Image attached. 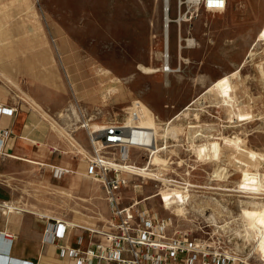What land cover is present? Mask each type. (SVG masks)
Returning a JSON list of instances; mask_svg holds the SVG:
<instances>
[{
	"label": "rangeland",
	"instance_id": "obj_1",
	"mask_svg": "<svg viewBox=\"0 0 264 264\" xmlns=\"http://www.w3.org/2000/svg\"><path fill=\"white\" fill-rule=\"evenodd\" d=\"M168 1L170 71L162 69L163 0H0V84L44 111L56 138L42 163L72 170L56 177L50 167L28 164L17 171L8 179L17 193L11 214L40 228L46 219L26 211L82 226L108 220L100 186L82 175L91 156L88 132L127 118L126 127L136 129L128 142L150 148V173L158 178L153 168L160 167L188 183L185 204H148L162 216L174 210L176 226L192 237L219 240L222 250L249 257L247 264H264V0H226L221 12L179 10L177 0ZM212 86L230 93L228 105L207 94ZM204 143L211 145L192 150ZM127 157L143 167L147 154L130 150ZM155 190L147 182L142 196Z\"/></svg>",
	"mask_w": 264,
	"mask_h": 264
},
{
	"label": "built area",
	"instance_id": "obj_2",
	"mask_svg": "<svg viewBox=\"0 0 264 264\" xmlns=\"http://www.w3.org/2000/svg\"><path fill=\"white\" fill-rule=\"evenodd\" d=\"M218 2L177 0V5L179 10L186 6L188 9L196 7L208 12L224 11L226 0H223V6H218ZM131 108L133 110V103ZM0 113L11 115L12 110L0 109ZM127 117L132 119L135 127L140 125L135 113H129ZM126 119L107 122L96 134L88 132L91 156L86 161L85 176L100 186L109 207L110 218L101 225L92 226H82L62 219H46L43 243L54 249L55 259L63 264H247L249 257L238 258L234 255L235 251L222 250L219 240L206 241L192 237L191 230L180 229L175 221L179 214L174 210L175 214L171 212L169 216H162L148 204L153 198H158L164 209L175 207L177 203L185 204L189 200L188 191L185 190L188 183L163 175L160 167H152L159 173L158 178L127 169L139 170L140 167L136 163H129L127 153L130 150L146 153L144 164H147L150 157L147 149L150 148H146L142 141L128 142L136 129L127 128ZM143 131L152 134V131ZM10 134L8 129L0 131L1 146ZM158 141L152 137L153 146H159ZM104 151L111 153L106 155ZM125 163L126 167L117 165ZM182 174L188 176L189 172ZM147 182L153 183L156 190L152 195L142 196ZM127 190L132 191L134 197L125 198ZM172 191H179L184 200L180 202L178 198L168 197L173 203L167 206L161 193L171 195ZM74 232H79L76 237ZM15 238L12 233L0 232V264H43L38 260L31 262L13 258L10 250Z\"/></svg>",
	"mask_w": 264,
	"mask_h": 264
},
{
	"label": "crops",
	"instance_id": "obj_3",
	"mask_svg": "<svg viewBox=\"0 0 264 264\" xmlns=\"http://www.w3.org/2000/svg\"><path fill=\"white\" fill-rule=\"evenodd\" d=\"M35 103L40 105L39 102ZM0 109L12 110L11 115L0 113V131L8 129L11 133L3 145H0V207L5 208L4 203L10 204L17 197L16 186L8 179L17 176V171L28 169V164L50 167L54 174L56 171L59 172L57 176L70 174L72 170L61 168L63 165L61 163H55V166L42 163L48 154L45 149L53 148V141L56 137L47 133L46 119L43 117L41 107L40 110L35 109L13 89L0 84ZM85 169L82 174L84 177H86ZM26 212L38 215L41 219H56L30 211ZM11 213L8 210L7 212L4 209L0 210L2 216L0 232L4 231L15 235L16 238L12 242L10 250L13 258L31 262L38 260L43 264H63L55 259L54 249L51 246H45L43 243V231L46 222L42 228L34 223L31 226V221L27 216ZM31 227H33L32 230ZM25 246H29L31 252L26 250L25 254L22 253ZM20 251L22 257L12 255L13 252L19 253ZM35 251H37L36 256H34Z\"/></svg>",
	"mask_w": 264,
	"mask_h": 264
},
{
	"label": "bare ground",
	"instance_id": "obj_4",
	"mask_svg": "<svg viewBox=\"0 0 264 264\" xmlns=\"http://www.w3.org/2000/svg\"><path fill=\"white\" fill-rule=\"evenodd\" d=\"M169 3V1L168 0H163V6H164V10H163V12H164V14H163V16H164V30H163V36H164V39H165V44H166V52L161 56L162 57V59H163V65H162V69H163V67H165L166 68V71H170L171 69H170V67H169V64H168V59H169V56H168V42H169V24L171 23V20L169 19V16H168V4ZM188 43H190L189 41H187ZM138 67H140L139 69H141V70H143L145 73H147V74H151V73H155V72H157L158 71V69H151V68H144V67H142V66H138ZM161 69V70H162ZM259 70V69H258ZM262 70V69H261ZM262 72H263V70H262ZM261 76V75H260ZM262 79H263V77H262ZM227 82L228 84H229V81H228V77H226L224 80H222V82ZM219 84V83H218ZM210 93H214L218 98H219V100H220V102L221 103H223V104H225V105H228L229 104V102L232 100V97L230 96V93L228 94V95H226V93L223 91V89L221 88V87H218V86H212V87H210L209 89H208V91H207V94H210ZM206 94V93H205ZM198 101V100H197ZM234 104V103H233ZM232 107V106H231ZM230 107V108H231ZM232 109V108H231ZM186 110H189V108H186ZM72 112H74V110L72 111ZM185 112V111H184ZM228 112V111H227ZM75 113V112H74ZM183 113V112H182ZM199 113V112H198ZM229 113H231V112H229ZM179 115H181V114H179ZM232 115V114H231ZM178 117V116H177ZM179 118V117H178ZM139 124H141V123H139ZM168 124H169V122H168ZM171 125V124H170ZM85 126H88V125H86V124H84V126L83 127H85ZM201 126V125H200ZM205 126V125H204ZM196 127V126H195ZM190 128H194V127H192V126H190L189 127V129ZM56 131H59L58 129H56ZM200 131H204V130H200ZM219 134V133H218ZM197 135H198V133H197ZM187 136V135H186ZM207 137V136H206ZM211 139V138H210ZM94 143V142H93ZM223 144H225V145H228V146H231V145H233V144H229L228 142H224ZM100 145V143H98V146ZM211 144L210 143H204V144H200V145H191V147H192V150H194V151H200L204 146H210ZM221 146V145H220ZM234 147L236 148V146L234 145ZM191 150V149H190ZM235 150V149H234ZM149 153H151V152H149ZM150 158H151V154H150V157H149V161H148V163L147 164H145L144 166L146 167V169H144L143 171L141 170V169H139L141 172H136V173H138V174H142V175H144V176H147V177H152V178H156V177H154L151 173H150V171H152V170H150V168H149V166H150V163H151V161H150ZM29 163H35V162H33V161H28ZM119 167H126L127 166V163H125V164H117ZM139 167V168H145V167ZM147 168H148V170H147ZM127 169H129V170H131L130 168H127ZM136 170H138V169H136ZM132 171V170H131ZM55 172V171H54ZM144 172V173H143ZM57 174H58V172L56 171V176H57ZM262 191V190H261ZM174 195V194H173ZM172 195V196H173ZM174 198H178V199H180V202H182L183 200H184V198H183V195L180 193V192H176L175 193V196H174ZM165 201H166V204H167V206L170 204V201L168 200V196H164V198H163ZM172 204V203H171ZM179 204V203H178ZM3 206L8 210V212L9 213H11L12 212V210L14 209V207L12 206V205H10V204H6V203H4L3 204ZM16 211V210H15ZM7 212V211H6ZM234 255L235 256H237L235 253H234ZM238 257V256H237ZM239 258V257H238ZM242 259H244V258H242Z\"/></svg>",
	"mask_w": 264,
	"mask_h": 264
},
{
	"label": "snow or ice",
	"instance_id": "obj_5",
	"mask_svg": "<svg viewBox=\"0 0 264 264\" xmlns=\"http://www.w3.org/2000/svg\"><path fill=\"white\" fill-rule=\"evenodd\" d=\"M218 6H223V0H219Z\"/></svg>",
	"mask_w": 264,
	"mask_h": 264
}]
</instances>
